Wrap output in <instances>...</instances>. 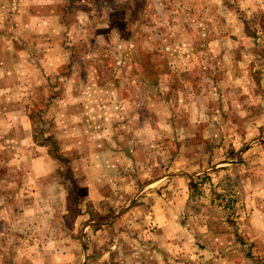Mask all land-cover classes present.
I'll return each instance as SVG.
<instances>
[{"label":"rangeland","instance_id":"obj_1","mask_svg":"<svg viewBox=\"0 0 264 264\" xmlns=\"http://www.w3.org/2000/svg\"><path fill=\"white\" fill-rule=\"evenodd\" d=\"M259 1L0 0V35L5 40L0 60L6 59L0 66V102L22 104L24 112L33 113L32 121L27 122L39 139L35 141L48 144L49 153L58 162L56 169L66 181H72L69 225L63 226L72 232V264H97L103 246H119L118 233L113 236L117 226L92 225L99 221L91 220L96 211L104 221L111 211H118L111 203L116 206L136 195L135 200H141L138 192L147 181L176 171L182 172L165 178L161 183L165 185L150 188L146 197L170 203L173 212L169 213L174 216V208L183 205V213L177 217L191 224L186 226L192 228L191 233L200 234L196 249L216 251L210 259L201 255L203 261H199L264 264V111H260L264 105L256 97V83L264 72L263 47L246 50L244 55L252 65L241 68L244 72L235 71L237 78L238 72L250 73L254 80L217 83L201 79L195 87L187 88L189 93L177 97L167 91L169 75L188 70L187 75L200 71L201 77H206L207 65L189 61L191 51L178 52L177 57L185 59L178 60L180 66L170 65L169 73L155 64L169 58L179 44H191L194 34L183 30L184 24L192 30L204 29L212 20L217 31H224L228 24L247 18L252 25L262 5ZM139 15H144V22L137 24ZM128 29L135 31L131 38H127V33H132ZM136 38L138 49L143 50L141 58L148 54L150 65L141 76H151L150 83L127 77L136 58L132 51ZM210 96L220 101L208 105ZM73 104L76 112L70 114L68 123L50 119L55 108ZM45 107L52 112L42 113ZM110 123L112 127H108ZM106 132L114 140H138V144L129 143L135 160L128 158L130 174L124 184L134 192L128 198L123 191L92 203L86 199L87 186L74 181L72 164L57 157L63 151L62 140H102ZM158 146V152L147 153ZM120 186L116 184L117 190ZM84 198L90 219L79 220L85 213L79 207ZM167 243L173 246L170 239ZM179 243L174 242V248L189 254L179 264H200L195 246ZM115 260L106 263L128 264Z\"/></svg>","mask_w":264,"mask_h":264},{"label":"crops","instance_id":"obj_2","mask_svg":"<svg viewBox=\"0 0 264 264\" xmlns=\"http://www.w3.org/2000/svg\"><path fill=\"white\" fill-rule=\"evenodd\" d=\"M259 3L262 5L254 14L252 25H249L247 18L236 20L238 22H233L232 25L228 24L224 31H217L212 25V20V27L209 26L210 22H206L204 29L192 30L184 24L182 29L190 30L194 34L191 44H179L177 51L169 56L173 61L165 57L162 62L180 66L182 64H179L178 60L185 58H179L176 54L191 51L189 61L196 59L198 63H203L204 66L206 64L208 74L206 77H201L200 71L188 72L187 75L188 70H178L176 75H169L167 91L174 92L176 97L182 93H189L187 88L195 87V82L199 83L201 79H209L217 83L240 81L238 78H242L243 81L246 78L254 80L250 73L238 72L237 75L240 77L237 78L235 71L244 72L245 70L241 68L252 65L249 58L244 55L246 50L263 47L261 55L264 56V1L261 0ZM4 44L5 40H2L0 35V46ZM200 50H203V53H200ZM191 54H194L195 58ZM219 60H222V63H219ZM5 62L6 59L0 60V66ZM225 63L229 64L222 65ZM262 70L264 71V67ZM182 75L184 77L181 79ZM261 75L256 83V86L258 85L256 97L263 106L264 72ZM160 77L159 73L157 81H160ZM143 82L150 83L147 79ZM186 82L190 85H184ZM157 85L159 86V83ZM1 91L5 92L6 89L3 87ZM219 101V99L216 101L214 96H210L208 105H214ZM75 107L73 104L55 108L54 115L50 119H58L61 124H66L70 121V114L76 112ZM260 111L263 112L264 109ZM45 112H52V108L45 107L42 113ZM192 112H195L193 107ZM78 113L81 114L82 110L78 109ZM32 117V112L29 115L24 112L22 104L10 105L5 101L0 102V264H72L70 248L72 232L67 227L65 232L66 228L63 227L69 225L68 200L72 181H66L64 174H60L56 169L58 162L49 153L48 144L35 141L39 139L31 131V122H27L28 119L32 121ZM226 122L229 121L226 119ZM108 127H112V123ZM106 134L108 135H101L102 140H62L63 151L57 157L64 163L72 164L74 181L87 186L84 188L88 195L86 199L92 203L108 199L109 196L123 191H126L128 198V194L134 192V188L129 192L131 188L124 184L130 174L127 168L128 158L135 160L134 154L129 153V150L133 151L129 143L138 144V140H114L110 132ZM71 150L75 153H71ZM158 150L159 146L154 151L147 149V153ZM123 160L127 161L125 165ZM176 172L157 174L152 180L147 181L138 192L142 194L141 200L136 201L138 196L136 195L129 201L118 200L120 203L116 206H112L111 203L112 209L118 208V211H113V214L111 211L104 221L99 216L101 212H95L94 216H97L91 220L99 221L91 222L92 225L103 224L111 226V229L117 226L113 236L118 233L116 236L119 244L115 249L112 245L103 246L100 250L102 254L99 253L102 259L99 258L97 264H107L106 260L110 262L114 257L118 263L179 264L182 257L189 254L183 252V249L179 251L180 248H174L177 247L174 245L176 241L180 242L178 246L182 244L185 246L188 243L194 245L196 251L194 253L197 254L198 261H203V258L210 259L215 254L216 251L196 249L200 234L191 233L192 228L189 229L191 224L186 225L182 217H177L183 213V205L174 208L177 214L174 216L169 213L170 210L173 212L170 203L161 199L154 201L146 197L150 195L148 193L150 188L165 185L161 184L162 181ZM118 183L121 184L119 190L116 187ZM178 188L179 186L177 190ZM179 193L184 194L183 190H179ZM79 207L85 212L79 220L85 216V220L90 219L87 214L91 210H86L85 198L79 203ZM79 220L77 224L81 226ZM89 228V226L85 227V233ZM168 238L171 240L170 245L173 246H168ZM190 256L193 257L191 254ZM199 263L204 264L200 261Z\"/></svg>","mask_w":264,"mask_h":264},{"label":"trees","instance_id":"obj_3","mask_svg":"<svg viewBox=\"0 0 264 264\" xmlns=\"http://www.w3.org/2000/svg\"><path fill=\"white\" fill-rule=\"evenodd\" d=\"M142 17H144V15H139V19L137 20V24H140L141 22L143 23L144 22V20H141V18ZM131 23V22H130ZM129 30V29H128ZM130 32H132V33H127V38H131V37H133V33H135V31H133V30H129ZM137 38L136 39H134V42H133V48H132V51L134 52V54L133 55H135V60L134 61H132L131 62V64H132V68L129 70V72H128V74H127V77L129 76V77H137V79H138V81H140L141 83H144L143 82V80L144 79H147L148 80V77H151V76H147V75H145V76H141V74L144 72V71H146L145 69H144V67H146V66H148V65H150V62H149V60H148V54L146 55V58L145 59H142L141 58V54L143 53V50H142V48L140 47L139 49H138V46H137ZM132 52V53H133ZM155 64H156V66H159V67H162V69L164 70V72L166 71V72H168L169 73V71H168V67H169V69L171 68V66L170 65H167V63L166 64H164L163 62H155ZM161 70V69H160ZM158 74L160 73V71H158L157 72ZM158 79V78H157ZM151 80V79H150ZM149 80V82H151ZM152 83H154V85H156V86H158L157 85V82L155 81V82H153L152 81Z\"/></svg>","mask_w":264,"mask_h":264}]
</instances>
